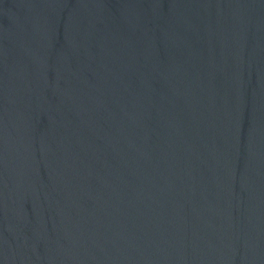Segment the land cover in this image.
Here are the masks:
<instances>
[{
	"label": "water",
	"instance_id": "water-1",
	"mask_svg": "<svg viewBox=\"0 0 264 264\" xmlns=\"http://www.w3.org/2000/svg\"><path fill=\"white\" fill-rule=\"evenodd\" d=\"M0 264H264V0H0Z\"/></svg>",
	"mask_w": 264,
	"mask_h": 264
}]
</instances>
